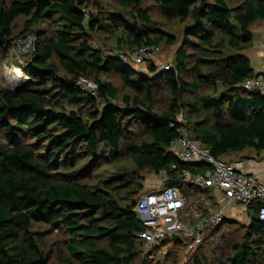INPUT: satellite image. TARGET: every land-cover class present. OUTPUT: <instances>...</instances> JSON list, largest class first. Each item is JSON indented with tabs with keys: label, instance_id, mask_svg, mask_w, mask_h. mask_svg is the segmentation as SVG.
I'll return each instance as SVG.
<instances>
[{
	"label": "trees",
	"instance_id": "obj_1",
	"mask_svg": "<svg viewBox=\"0 0 264 264\" xmlns=\"http://www.w3.org/2000/svg\"><path fill=\"white\" fill-rule=\"evenodd\" d=\"M107 1L116 10L107 13L110 26L120 29L114 54L92 46L91 35L105 32V18L89 12L87 0H0V63L17 18H25L23 32L49 26L29 63L19 66L27 82L16 91L0 86V264H50L44 232L34 226L65 234L63 264H136L143 252L187 249L186 239L166 237L145 250L134 212L149 173L164 174V186L189 205L201 197L216 205L208 189L181 180L183 170L202 173L207 166L184 163L169 150L179 112L187 135L217 159L230 163V155L264 151V97L237 86L259 74L245 51L253 43L251 26L264 21V0ZM147 1L165 20L179 22L180 40L154 26L141 7ZM177 42L168 70L157 72L148 60L147 74L139 73L119 57ZM109 74L130 94L119 96L102 80ZM80 79L96 85V96L80 89ZM161 90L163 105L155 101ZM124 161L132 170L121 166L100 176L102 166ZM260 205L245 207L249 223L233 230L238 240L231 244L221 230L234 221L206 225L190 250L192 264H264ZM213 237L228 250L207 260L201 250Z\"/></svg>",
	"mask_w": 264,
	"mask_h": 264
},
{
	"label": "built area",
	"instance_id": "obj_2",
	"mask_svg": "<svg viewBox=\"0 0 264 264\" xmlns=\"http://www.w3.org/2000/svg\"><path fill=\"white\" fill-rule=\"evenodd\" d=\"M155 46H142L136 52L119 54V57L130 67L139 66L150 60L157 53ZM166 64L163 70L171 69ZM78 81V85L80 83ZM241 89L258 92L264 97V73L237 84ZM181 112L177 113L170 124L175 135L169 143V150L187 164H204L207 169L202 173H191L183 170V183L199 189L218 191L223 194L220 204L212 205L201 197L197 204L189 205L186 198L175 188L164 186V174L159 180V187L143 192L134 209L136 217L144 230L137 234L143 247L150 250L171 235H178L180 241L187 240V249L196 247L202 240L204 227L208 224L220 225L226 220V210L232 206L246 207L254 201L261 202L257 218L264 222V182L254 174H243L237 170V164L226 163L213 157L209 150L190 138L182 126Z\"/></svg>",
	"mask_w": 264,
	"mask_h": 264
},
{
	"label": "rangeland",
	"instance_id": "obj_3",
	"mask_svg": "<svg viewBox=\"0 0 264 264\" xmlns=\"http://www.w3.org/2000/svg\"><path fill=\"white\" fill-rule=\"evenodd\" d=\"M141 7L146 9L147 14L154 22L155 27L178 37V39L180 40L182 27L178 21H167L162 18L158 13L155 3H153L152 1L143 2L141 4ZM87 10L93 14L99 16L102 15L105 18V20H103V22L105 23V32H98L97 35H91L90 42L92 46L103 51L104 54H109L111 52L114 54L118 52L119 50L117 40L120 36V29H116L114 27L112 28L110 26V21L107 19L108 12L113 13L116 11L114 4L107 0H87ZM100 11H102V14L99 13ZM24 20L25 18L19 17L14 21L11 29V36L5 47L4 59L0 63V86L11 91L20 89L27 82V77L25 74H23L19 66H25L29 63L31 57L34 56L36 41L44 32L49 30V26L47 25V23H44L40 26L34 27L28 32H23ZM263 27L264 21H256L255 23H253L250 28L254 37L252 47L249 50L245 51V54L248 53L249 55V51H251L254 46H258L261 49L260 55L264 59V38L262 36ZM178 45L179 42L172 46H164L163 43H159L158 46H156L158 51L155 55V58L153 59V62L157 72L162 71L163 67L166 64L172 66L171 62L174 59V54ZM123 52L128 53L130 51L125 50L121 53ZM132 68L139 73L147 74L148 67L146 63H143L139 66H133ZM12 70L16 71L17 76L19 78L21 77L22 79L20 78L17 81L11 80L9 76ZM102 80L114 86L117 89L119 96L123 94H130V91L121 85L116 75H104L102 76ZM79 87L80 89L88 92L93 96H96L97 94V87L92 81L81 80L79 83ZM203 92L207 93L209 92V89L204 88ZM165 95V91L161 90L157 94V96H155V101L158 104L163 105L165 103ZM225 160L229 161V158ZM121 166H126L128 170H132L127 161H124L122 164L113 163L110 165L102 166L100 168V176H112L118 172V169L121 168ZM144 175L145 178H156L157 180H160V178L162 177L161 175H156L157 177H155V174L153 173ZM144 191L147 190H142V192ZM230 221H234L235 225H224L221 230V232L227 230L226 232L228 233H226V239L228 244H231L232 242L238 240V233L236 231L234 232L233 230H236V228L239 227L245 228L249 223V218L247 215H245L244 218ZM34 228H38L40 231L44 232L43 235L46 239V247L52 252V259L50 261V264H63V261L61 260L65 258V234H63L62 232H54L50 235H47L45 233V227L34 226ZM220 249H224V253L228 250L227 247L223 248L221 244H217L216 237H213L211 239H207L206 244H204L201 252L204 253L207 260H211L220 253ZM169 252V255L166 254V250L164 249H160L158 252L153 253L152 255H148L146 252H143L136 264H192V256L194 254V251H190L184 247H179L176 249L169 248Z\"/></svg>",
	"mask_w": 264,
	"mask_h": 264
},
{
	"label": "crops",
	"instance_id": "obj_4",
	"mask_svg": "<svg viewBox=\"0 0 264 264\" xmlns=\"http://www.w3.org/2000/svg\"><path fill=\"white\" fill-rule=\"evenodd\" d=\"M264 38V27H263ZM254 39V37H253ZM264 40V39H263ZM245 54L251 63V67L255 73H264V59L260 55L261 49L258 46H254L251 51ZM230 162L237 164V170L243 174H254L257 178L264 182V151L256 155L255 153H247L243 157L241 155H230ZM198 169H205V166L201 165ZM155 177H157L155 175ZM159 187V180L152 178H145L143 182V190H150ZM145 192V191H144ZM212 195L215 204H220L223 200V194L209 190ZM246 214V208L241 206H232L226 210V220H239L244 218Z\"/></svg>",
	"mask_w": 264,
	"mask_h": 264
},
{
	"label": "bare ground",
	"instance_id": "obj_5",
	"mask_svg": "<svg viewBox=\"0 0 264 264\" xmlns=\"http://www.w3.org/2000/svg\"><path fill=\"white\" fill-rule=\"evenodd\" d=\"M9 77H10L11 80H14V81H17V80H19V79L21 78V77L19 78V77L17 76L16 71H13V70L10 72V76H9ZM21 79H22V78H21Z\"/></svg>",
	"mask_w": 264,
	"mask_h": 264
},
{
	"label": "water",
	"instance_id": "obj_6",
	"mask_svg": "<svg viewBox=\"0 0 264 264\" xmlns=\"http://www.w3.org/2000/svg\"><path fill=\"white\" fill-rule=\"evenodd\" d=\"M171 238H172L173 240H175V241H180V238H179L178 235L173 234V235H171Z\"/></svg>",
	"mask_w": 264,
	"mask_h": 264
}]
</instances>
